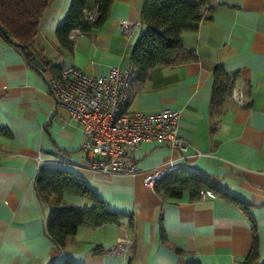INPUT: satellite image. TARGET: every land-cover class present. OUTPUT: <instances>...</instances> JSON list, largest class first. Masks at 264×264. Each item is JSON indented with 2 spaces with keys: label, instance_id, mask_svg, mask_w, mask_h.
Returning <instances> with one entry per match:
<instances>
[{
  "label": "crops",
  "instance_id": "obj_1",
  "mask_svg": "<svg viewBox=\"0 0 264 264\" xmlns=\"http://www.w3.org/2000/svg\"><path fill=\"white\" fill-rule=\"evenodd\" d=\"M142 1L114 0L103 25L90 33L73 30V48L66 50L55 29L71 0H47L33 43L52 65L36 66L0 35V264H241L251 247V220L258 246L252 264H264V0H212L211 14L182 33L183 47L196 58L157 65L132 82L131 110L180 111L184 152L144 141L134 154L133 175L101 174L81 164L84 135L54 102L47 78L67 64L88 74L131 68L132 46L143 29ZM122 19L135 24L129 34L120 30ZM219 64L236 73L233 89L244 92V103L230 94L211 105ZM37 154L66 157L71 163L59 166L84 180L110 210L131 215V225L127 217L119 224L81 225L61 248L46 232L49 207L34 182ZM171 164L202 171L244 202L246 212L214 194L191 200L184 191L174 200L144 185L146 172ZM63 198L91 206L74 193ZM120 238L130 240V249L106 253Z\"/></svg>",
  "mask_w": 264,
  "mask_h": 264
},
{
  "label": "trees",
  "instance_id": "obj_2",
  "mask_svg": "<svg viewBox=\"0 0 264 264\" xmlns=\"http://www.w3.org/2000/svg\"><path fill=\"white\" fill-rule=\"evenodd\" d=\"M114 0H71L70 7L63 20L55 29L57 43L71 50L73 30L90 33L100 28L106 21ZM47 8V0H0V35L19 46L21 52L32 62L34 58L45 66L52 65L35 48L33 37L38 31L39 19ZM214 6L212 0H143L141 5L140 31L132 46L130 61L133 81H142L150 69L157 65H170L184 59H195L193 50L185 49L182 33L194 30L207 18ZM236 73H229L219 64L213 71L211 105L221 104L230 95ZM35 186L41 200L49 207L46 224L48 236L61 248L73 236L78 227H95L104 223L119 224L123 218L132 223V216L110 210L106 203L93 192L87 183L73 172L50 162L40 166L35 175ZM161 196L177 200L184 191L191 200L200 197V190H206L215 196L232 203L244 212L247 205L230 193L220 188L202 171L195 168L176 167L153 186ZM66 192L85 197L91 202L90 207H78L67 203L63 196ZM251 247L241 264H252L258 257L257 234L251 220ZM179 251V249H177ZM101 252L99 248L95 250ZM73 264L69 259L61 263ZM187 264H199L189 261Z\"/></svg>",
  "mask_w": 264,
  "mask_h": 264
},
{
  "label": "built area",
  "instance_id": "obj_3",
  "mask_svg": "<svg viewBox=\"0 0 264 264\" xmlns=\"http://www.w3.org/2000/svg\"><path fill=\"white\" fill-rule=\"evenodd\" d=\"M134 26L126 19L119 22L123 34H129ZM132 78V67H112L106 74H88L74 64L64 65L57 75L47 78L48 90L54 102L67 109L70 120L79 126L84 135L81 164L94 172L107 175L137 173L134 154L144 141H156L183 152L187 149L178 133L179 110L162 108L144 112L129 108ZM230 94L236 102L244 103L243 91L232 89ZM197 155L203 153L198 152ZM35 161L37 170L47 162L71 163L63 156L47 159L41 154H37ZM175 168L171 164L146 172L144 185L153 188L159 179ZM199 194L201 198H206L212 193L200 190ZM129 249L130 240L120 238L105 252L124 254Z\"/></svg>",
  "mask_w": 264,
  "mask_h": 264
},
{
  "label": "water",
  "instance_id": "obj_4",
  "mask_svg": "<svg viewBox=\"0 0 264 264\" xmlns=\"http://www.w3.org/2000/svg\"><path fill=\"white\" fill-rule=\"evenodd\" d=\"M32 62H33V64H35L36 66H38V67H42V62H41L39 59L34 58V59L32 60Z\"/></svg>",
  "mask_w": 264,
  "mask_h": 264
}]
</instances>
